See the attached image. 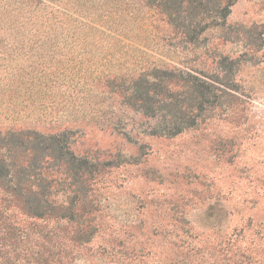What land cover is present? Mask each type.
I'll return each instance as SVG.
<instances>
[{"label":"rangeland","instance_id":"rangeland-1","mask_svg":"<svg viewBox=\"0 0 264 264\" xmlns=\"http://www.w3.org/2000/svg\"><path fill=\"white\" fill-rule=\"evenodd\" d=\"M146 1L0 0V91L17 78L15 67L36 60L47 31L82 21L81 32L98 38L84 45L97 53L108 41L91 29L98 15ZM201 1L170 26L152 17L125 32L134 47L124 67L165 63L194 75L207 83L201 108L177 111L183 88L158 116L149 102L132 109L105 91L90 99L95 112L86 117L34 124L70 130L75 154L106 165L90 192L91 242L67 264H264V0ZM111 59L110 67L122 65Z\"/></svg>","mask_w":264,"mask_h":264},{"label":"trees","instance_id":"trees-1","mask_svg":"<svg viewBox=\"0 0 264 264\" xmlns=\"http://www.w3.org/2000/svg\"><path fill=\"white\" fill-rule=\"evenodd\" d=\"M100 1L92 3L97 6ZM169 1L125 3L98 15L105 26L91 29L108 41L97 53L85 46L98 43L96 34L89 37L80 30L86 24L79 21L77 26L72 20L58 34L47 31L40 52L34 51L39 53L33 63L13 68L17 78L0 91V123L11 124L0 126V264H67L76 248L91 242L96 209L90 192L106 165L75 154L70 130L45 131L35 123L52 124L73 113L86 117L95 112L90 99H102L105 91L123 99L121 106L128 108L149 102L158 116L165 115L163 102L175 100L173 91L183 88L187 96L179 101L177 111L185 105L201 108L207 83L194 75L165 63L124 68L125 56L134 47L126 34L130 29L153 24L152 17L170 26L176 17L187 14L185 9L194 0H178L175 7ZM202 13L196 12L194 19L203 20ZM75 43H83V48L74 47ZM111 57L122 65L110 67ZM188 99L193 104H185ZM120 121L111 118L105 125L114 129ZM27 122L29 126L24 125Z\"/></svg>","mask_w":264,"mask_h":264}]
</instances>
